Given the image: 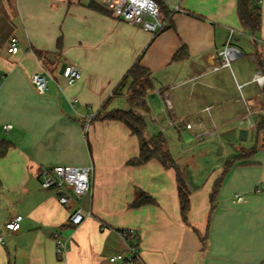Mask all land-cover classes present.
Segmentation results:
<instances>
[{"label":"crops","instance_id":"obj_1","mask_svg":"<svg viewBox=\"0 0 264 264\" xmlns=\"http://www.w3.org/2000/svg\"><path fill=\"white\" fill-rule=\"evenodd\" d=\"M92 1L0 0V146L8 147L0 157V264H112L110 257L126 250L119 233L129 229L139 236L137 264H264V131H256L264 120V86L255 83L264 75V0H257L262 26L255 37L240 22L239 0H158L168 25L157 35L117 18L110 6L102 5L108 13L92 9ZM232 31L237 47L248 42L253 48L252 66L241 64L233 74L237 89L247 91L244 103L225 83L229 68L214 71ZM13 37L20 50L9 54ZM183 48L187 56L176 60ZM137 62L154 83L148 113L138 110L146 137L191 125L200 140L217 130L228 134L237 123L257 135L256 153L236 161L240 154L230 151L209 171L199 155L174 156V138L164 135L165 149L185 168L186 220L177 170L157 159L130 166L140 140L125 124L103 119L131 109L130 84L120 95L115 91ZM63 65H77L82 79L69 86L57 74L38 94L31 77L49 73L48 67L60 73ZM57 166L94 168L92 192L80 200L91 215L79 227L69 222L74 207L41 188L40 172ZM142 192L155 204L133 207ZM239 194L242 203L235 201ZM17 216L21 229L7 231ZM58 241L66 244L61 255Z\"/></svg>","mask_w":264,"mask_h":264},{"label":"built area","instance_id":"obj_2","mask_svg":"<svg viewBox=\"0 0 264 264\" xmlns=\"http://www.w3.org/2000/svg\"><path fill=\"white\" fill-rule=\"evenodd\" d=\"M96 2L104 6L109 5L117 18L138 26L153 35L159 34L168 25V17L156 0H96ZM234 34V31L230 33L226 47L219 54L220 64L214 68V71L231 68L232 63L242 56L237 48L232 47ZM19 50V40L15 37L11 38L8 43V53L16 54ZM62 77L65 79L67 85L72 86L82 79L83 72L77 65H66ZM31 81L38 94L44 95L48 90L49 84L54 79L47 72H42L34 74L31 77ZM255 83L264 86V75L258 74L255 78ZM209 110L210 108L207 109V111ZM187 128L191 129L192 126L188 125ZM5 129L10 130L11 127L7 126ZM93 173V167L74 168L57 166L43 169L39 174L43 190L57 191L59 193V203L63 207H74V211L69 218L70 224L74 227H79L84 222L85 217L91 215L81 205L80 200L92 192ZM235 201L242 203L244 202V197L240 194L236 195ZM22 221L23 217L17 216L5 224V229L9 232L17 233L21 229ZM119 235L126 244V250L112 255L109 259L110 262L112 264H137L140 260V247L138 245L139 236L136 230H125L120 232ZM3 241V238L0 237V243H3ZM65 251L66 244L58 241V254L61 255Z\"/></svg>","mask_w":264,"mask_h":264},{"label":"trees","instance_id":"obj_3","mask_svg":"<svg viewBox=\"0 0 264 264\" xmlns=\"http://www.w3.org/2000/svg\"><path fill=\"white\" fill-rule=\"evenodd\" d=\"M165 12L163 4L156 0ZM91 8L101 12L108 13V11L95 0L91 2ZM166 14V12H165ZM168 17V15L166 14ZM238 16L244 29L249 32L253 37L258 35L261 31L262 26V13L261 8L258 5L257 0H239L238 2ZM58 51L62 50L63 44L62 40L58 41ZM41 58V56L38 54ZM187 56L186 48L181 49L176 54V60ZM130 84L132 93L128 99L129 104L132 109H139L148 113L149 109L147 107L146 98L150 91L154 88L153 79L151 73L148 69L142 67L139 62H137L125 75L120 85L115 91V95H120L124 87ZM114 110L107 113L103 119L109 121H118L125 124L132 132L133 135L138 137L141 142L140 155L129 162L130 166L138 167L149 163L150 161L157 159L159 160L165 168H174L178 172V184H179V199L180 208L183 219H187L188 213L190 211V199L189 193L184 185V181L178 167L171 153L165 149V137L162 133H158L146 139L147 133V122L146 118L134 110ZM257 133L260 134L264 131V120H261L257 124ZM8 152V147L0 146V157H4ZM249 152V153H248ZM247 153H241L236 161H241L244 157H250L257 152V147L252 148ZM231 164L225 169L223 176L216 182L214 192L212 195L213 200L216 197L217 191L220 188L225 176L228 173V169ZM144 204H155V201L149 197L146 193H140L139 198L132 205L133 207H140Z\"/></svg>","mask_w":264,"mask_h":264},{"label":"rangeland","instance_id":"obj_4","mask_svg":"<svg viewBox=\"0 0 264 264\" xmlns=\"http://www.w3.org/2000/svg\"><path fill=\"white\" fill-rule=\"evenodd\" d=\"M105 6H109V5H105ZM246 44L242 42L237 47V45L235 44V39L232 41V47L236 46V48L241 52L242 56L239 59L235 60L232 63L231 68L228 69L231 77L227 78L225 82L228 84L229 86L228 88H230V91L232 92L234 97L235 96L238 97L242 101V103L245 102L244 99L246 97L245 94L247 91L246 90L242 91L241 89H237V82L238 83L240 82L237 78H234L233 74L236 75V70L239 68L241 64H243V66H248L250 68L252 66V62H254L250 55L251 51H253V48L251 47L250 43L247 42ZM48 69H49L48 74L53 79H55L54 76L58 77L57 74H60L59 71L58 73L52 72V74H50L51 73L50 67H48ZM52 83H54V81ZM116 100H117L116 103H118L120 107H122L121 106L122 99L117 98ZM132 110L141 114L138 111L139 109H132ZM245 112H246V109H245ZM161 128L159 127L158 129H161ZM233 128L234 129L228 134H224L223 130H217V132H215L216 135L210 136V137L205 136L200 140L194 139V135H195L194 133H196L197 131L195 129L194 130L188 129L187 126H185L184 129L168 128V130H166L168 131L166 132L167 134L164 133V135L167 137L168 135L172 134L174 138V141H175L173 142V144L175 143L174 150L171 152L174 156L184 155V153H189L190 155H199V157L202 158V162L200 161V164L203 166V169L209 171L212 167L214 160L219 157H223L225 153L232 151L233 153L238 152L239 154H241V153H244L245 150L249 151L250 148H252L255 145L256 140H257L256 132H254L253 130H250L247 124L244 126V125H240V123H237ZM245 128H248L247 129L249 133L248 138H247L248 140L242 142L239 139V134H240V131ZM217 133H219V135ZM146 139H149V137H146ZM189 139L190 140L194 139L195 141L192 140L191 142L192 144L188 145L187 147L184 144ZM176 163L181 165V167L180 168L178 167V169L182 175V178L184 179L183 171H185V168L182 166L183 162L177 161ZM83 202H86V200L83 199L81 203Z\"/></svg>","mask_w":264,"mask_h":264},{"label":"water","instance_id":"obj_5","mask_svg":"<svg viewBox=\"0 0 264 264\" xmlns=\"http://www.w3.org/2000/svg\"><path fill=\"white\" fill-rule=\"evenodd\" d=\"M65 66H66V65H63L62 68H61V71H60V74H61V75H62L63 72H64ZM247 138H248V130H246V129H242V130L240 131V134H239V139H240V141H242V142L247 141Z\"/></svg>","mask_w":264,"mask_h":264}]
</instances>
